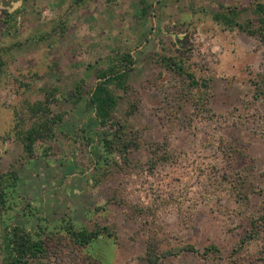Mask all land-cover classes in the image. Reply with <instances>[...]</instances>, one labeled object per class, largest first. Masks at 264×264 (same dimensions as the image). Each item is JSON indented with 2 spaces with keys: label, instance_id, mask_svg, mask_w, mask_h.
I'll return each instance as SVG.
<instances>
[{
  "label": "rangeland",
  "instance_id": "rangeland-1",
  "mask_svg": "<svg viewBox=\"0 0 264 264\" xmlns=\"http://www.w3.org/2000/svg\"><path fill=\"white\" fill-rule=\"evenodd\" d=\"M257 2L0 0V264L16 225L45 243L32 264H148L149 243L173 251L158 264H264V40L214 18L255 27ZM125 53L104 126L89 97ZM119 124L127 151L105 148ZM70 224L115 236L77 245Z\"/></svg>",
  "mask_w": 264,
  "mask_h": 264
},
{
  "label": "trees",
  "instance_id": "trees-1",
  "mask_svg": "<svg viewBox=\"0 0 264 264\" xmlns=\"http://www.w3.org/2000/svg\"><path fill=\"white\" fill-rule=\"evenodd\" d=\"M253 10L259 15V23L255 27L252 23H242L235 19V12L233 10H229L228 13L216 12L214 18L226 27L238 26L252 34H259L264 40V2L255 3ZM120 61H125L122 67H120L119 64L121 63ZM132 62L133 58L131 54L125 53L115 65L98 70L97 76L100 79L96 82L91 91L89 105L95 108L97 118L101 125L107 126L108 124H112V126H114L116 124L113 120L112 113L116 108L117 98L112 92L110 84L114 83L117 86L125 87ZM174 64L177 65V63ZM178 68H182V66ZM49 100V98H46V100L41 101L36 108V111L42 112L41 114L44 116L43 121L36 126L30 127L22 134L24 148L29 155L33 154V146L37 140H46L53 136L56 116L50 117L51 109L48 104ZM123 126L122 124L118 125V136L115 142L112 137H108L110 135L107 134L106 139H104L105 148L107 147L109 149L112 147V144L116 143L122 150L127 151L131 145H135L134 141L125 137L127 133ZM69 226L67 230L70 238L77 245L88 244L104 233L114 235L108 227L89 231L86 229L77 230L73 228L72 224ZM1 243L2 252L6 256L9 264H32L29 262L30 259L40 258V256L45 255L46 252L45 243L42 238L34 239L24 227L19 225L14 226L10 233L3 236ZM181 250H194V247L189 245L178 248V251ZM169 254H173V251L169 249L166 251H159L152 243L147 245L146 255L148 264H158L162 257Z\"/></svg>",
  "mask_w": 264,
  "mask_h": 264
}]
</instances>
